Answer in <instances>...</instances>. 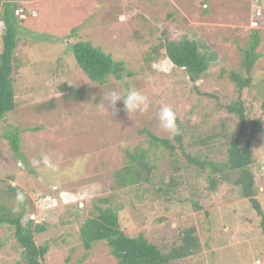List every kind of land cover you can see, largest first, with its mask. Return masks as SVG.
Returning a JSON list of instances; mask_svg holds the SVG:
<instances>
[{"label":"rangeland","instance_id":"374dc122","mask_svg":"<svg viewBox=\"0 0 264 264\" xmlns=\"http://www.w3.org/2000/svg\"><path fill=\"white\" fill-rule=\"evenodd\" d=\"M16 2V12L26 23L22 25L24 31L18 33V68L12 72L16 105L0 118V199L16 211L21 208L18 203L24 204L22 222L28 218L45 222L44 231L34 237L38 245L46 242L49 246L42 264L114 263L104 242L94 243L86 253L78 225L65 222L68 204L77 202L79 207H85L92 197L113 192L115 202L124 200L119 222L130 236L141 232L158 243L177 237L180 229L195 226L202 243L199 254L172 264H264L259 217L234 184L221 182L216 190L207 191V198L200 199L202 208L194 209L187 198L192 193V181L190 186L181 184L174 199L164 201L152 199L147 193L140 198L134 196L135 192L125 193L113 176L126 164V152L137 145H149L146 131L169 138L157 120L162 106L170 107L176 123L186 130L205 123L206 131L218 120H224L225 126L238 122L234 114H227L219 105L234 99L232 86L221 76L220 69L243 73L240 48L253 29L260 38L256 48L259 56L251 73L254 86L245 89L242 97L247 131L255 119L264 128V0ZM73 27L75 35H67ZM1 31L0 22V34ZM182 36L198 40L218 55L205 77L195 82L200 93L191 78L170 64L162 47L156 59L146 60L162 39L177 40ZM78 40H88L114 60H122V76H109L102 84L90 81L68 48ZM65 86L83 88L85 93L79 98L69 97L62 90ZM129 88L148 96L149 109L127 113L123 102L118 101L119 111L114 115L107 103L109 93L125 95ZM207 93H215L219 99ZM41 104L45 106L41 108ZM14 130H19L21 140L18 156L3 135ZM251 148L256 196L264 210V130L253 136ZM151 150L156 166L152 179L163 175L167 180L172 172L168 152L155 146ZM43 156L49 158L51 167L43 164ZM6 182L16 188L15 195L3 192ZM194 182L200 192L206 191L203 176ZM17 193L23 195V202L17 201ZM12 231L6 226L0 228V238L4 239L0 264L20 260L19 248L10 237Z\"/></svg>","mask_w":264,"mask_h":264},{"label":"trees","instance_id":"16d2710c","mask_svg":"<svg viewBox=\"0 0 264 264\" xmlns=\"http://www.w3.org/2000/svg\"><path fill=\"white\" fill-rule=\"evenodd\" d=\"M23 7L26 10V7ZM18 9L19 4L16 0H0V22L2 23L0 118H3L4 113L14 109L16 105L12 72L18 68L15 56L18 33L20 30L24 31L22 25L26 23V20L19 17L16 12ZM68 32L67 35L76 33L74 27ZM162 40L152 48L153 55L148 54L146 60L156 59L157 51L159 47H162L164 56L170 64L191 78L193 87L197 93H200L195 82L200 77H205L208 68L218 58L217 52L187 36L177 40L165 38ZM259 41L258 31L253 29L249 39L240 48L242 53L240 65L243 73L223 67L220 69L221 76L232 86L231 95H234V99L219 105L227 114H234L238 122L234 126H225L224 120H218L206 131L205 123L199 128L192 126L189 130L179 125L180 134L173 138L175 143L170 138L158 137L146 131L149 145L146 148L137 145L133 151L126 152V164L114 171L113 176L117 187L124 189L125 193L135 192L134 196L137 198L147 193L152 199L171 201L181 184L185 182L189 185L192 181V185H189L192 193L187 198L194 209H201L200 199L208 197L207 191L216 190L223 181L234 184L238 187L241 196L248 199L256 216L259 217V230L264 238V210L256 196L255 173L251 169L254 164L251 139L264 128L260 126V120L255 119L247 131V114L242 97L245 89L254 86L251 73L259 56L256 51ZM68 48L76 65L92 82L102 84L109 76L120 78L125 70L122 60H114L111 54L94 46L88 40H78L69 44ZM261 86L264 88V80L261 81ZM62 90H66L67 96L72 98H79L85 93L83 88L65 86ZM206 95L219 99L215 93ZM51 105L52 102L49 101L48 106ZM44 106L45 104L40 105L41 108ZM262 106L264 107V95ZM3 135L9 140L15 155L18 156L21 142L19 130L4 132ZM153 146L163 147L169 154L172 172L167 180L163 175L156 180L152 179L153 169L156 168L155 156L152 155L151 150ZM202 176L207 182L204 193L199 191L198 183L196 186L194 182ZM4 187L3 192L16 194V188L9 183L6 182ZM114 197L113 192L103 197H92L85 207H79L77 202L66 206L68 218L65 222L78 225L79 238L86 253L90 251L94 243L104 242L114 260L113 264H172L199 254L202 243L193 225L180 229L177 237H170L166 241L162 239L158 243L150 241L141 232L131 236L126 234L120 228L119 222V211L125 208L124 200L115 202ZM54 201L56 203L57 200ZM18 206L21 208L16 211L0 199V228L6 226L8 229H13L10 237L16 242L20 257L15 264H42L49 246L46 242L38 245L34 237L44 231L46 224L43 221H35L34 218H28L26 222H22V215L26 209L22 203H18ZM2 243L4 239L0 238V246Z\"/></svg>","mask_w":264,"mask_h":264},{"label":"clouds","instance_id":"9594fccd","mask_svg":"<svg viewBox=\"0 0 264 264\" xmlns=\"http://www.w3.org/2000/svg\"><path fill=\"white\" fill-rule=\"evenodd\" d=\"M118 101L123 102L124 110L127 113L137 111L145 112L149 109L150 105L148 96L135 88H129L125 95H121L116 91L109 93L107 103L114 115L119 111L117 107ZM157 120L162 131L167 133L170 139L180 134L179 125L176 123L177 117L170 107L166 105L162 106L157 112ZM42 162L44 165L51 167L47 156L42 157ZM33 163L39 164L40 161H34ZM16 199L18 202H23L24 197L21 193H17Z\"/></svg>","mask_w":264,"mask_h":264}]
</instances>
